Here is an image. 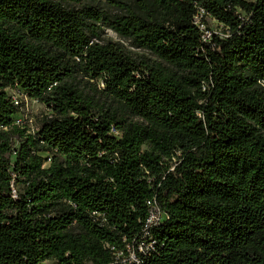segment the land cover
<instances>
[{
	"label": "trees",
	"instance_id": "1",
	"mask_svg": "<svg viewBox=\"0 0 264 264\" xmlns=\"http://www.w3.org/2000/svg\"><path fill=\"white\" fill-rule=\"evenodd\" d=\"M47 260L264 264V0H0V264Z\"/></svg>",
	"mask_w": 264,
	"mask_h": 264
},
{
	"label": "rangeland",
	"instance_id": "2",
	"mask_svg": "<svg viewBox=\"0 0 264 264\" xmlns=\"http://www.w3.org/2000/svg\"><path fill=\"white\" fill-rule=\"evenodd\" d=\"M205 26L210 32L219 33L221 35L224 34V28L222 24H220L216 19L212 17H206L205 18ZM103 36L107 39L114 40L116 42H119L123 45V47L134 57L137 58H146L149 60H156L157 58L151 54L149 51L141 48H137L131 44V42L128 39L122 38L120 35H118L115 31L112 29L103 26ZM9 92L14 95L19 100V107L20 110L18 113L14 116V121L17 124H20L24 127H27L29 129V132H34L37 128V123L39 119L50 112V109L43 104L42 102L31 98L27 96L19 87H14L13 89H10ZM12 160H15V156H12ZM49 161L45 163V165L48 164ZM21 185L14 186V188H20ZM162 215H159L161 217ZM162 218V217H161ZM132 248L130 247L129 254H133ZM128 257H124V259H127ZM42 264H57L53 260H47L43 262Z\"/></svg>",
	"mask_w": 264,
	"mask_h": 264
},
{
	"label": "built area",
	"instance_id": "3",
	"mask_svg": "<svg viewBox=\"0 0 264 264\" xmlns=\"http://www.w3.org/2000/svg\"><path fill=\"white\" fill-rule=\"evenodd\" d=\"M197 22H199V19H197ZM200 26H201V28L205 32V37L208 38V39L211 38L212 32H210L206 28L205 24L204 23H200ZM14 100H15V103L16 104H19V100L16 97H14ZM15 192H16V190L14 189V193ZM149 204L151 205V210H150V215H149V218H148V223L149 224H157L162 219L161 217H163L164 214L161 211L159 205L156 203L155 200L154 201H149ZM159 215H162V216L159 217ZM139 250L142 251L143 250V247L142 246H139ZM132 252H133V254H131V256L129 254V256H128L127 259H124V257L126 255H123L122 252H117V259L118 260H121L124 263L125 262H130V263L131 262H136V263H138L140 261L139 257L136 255V253L134 251H132ZM119 257H120V259H119Z\"/></svg>",
	"mask_w": 264,
	"mask_h": 264
}]
</instances>
